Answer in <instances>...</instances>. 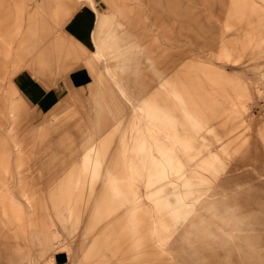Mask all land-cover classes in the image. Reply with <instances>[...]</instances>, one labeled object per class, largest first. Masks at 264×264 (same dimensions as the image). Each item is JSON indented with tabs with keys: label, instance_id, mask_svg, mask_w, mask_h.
I'll return each instance as SVG.
<instances>
[{
	"label": "rangeland",
	"instance_id": "obj_1",
	"mask_svg": "<svg viewBox=\"0 0 264 264\" xmlns=\"http://www.w3.org/2000/svg\"><path fill=\"white\" fill-rule=\"evenodd\" d=\"M3 5L0 264H264V0Z\"/></svg>",
	"mask_w": 264,
	"mask_h": 264
},
{
	"label": "crops",
	"instance_id": "obj_2",
	"mask_svg": "<svg viewBox=\"0 0 264 264\" xmlns=\"http://www.w3.org/2000/svg\"><path fill=\"white\" fill-rule=\"evenodd\" d=\"M4 1L5 0H0V2H2L1 3V7H0V21H1V23H3V22H5L6 20V18H5V13H6V8H5V6L3 5L4 4ZM146 59L148 58L147 57V55H145L144 56ZM143 85H145V86H147L148 85V83L146 82V84H144L143 83ZM144 87V86H143ZM122 88H123V90H124V95L126 96V100H125V102L123 101V97L120 95V94H118L119 96H118V98H117V102H115V105L114 106H116V108L118 109L120 106H119V104H120V101H121V103H122V101H123V107H124V105H125V107L130 111V113L128 114V116L126 115V114H124L125 113V111L122 109V111H124V118H122L121 119V122H123V123H128L129 121H131V119L135 116V113H136V105H135V103L131 100V98L129 97V95H127V91L130 89H128V87H127V89H126V87H125V85H122ZM121 99V100H120ZM121 115V114H120ZM119 115V116H120ZM119 118V117H118ZM118 118L117 119H114V120H112V121H110V122H106V123H104L103 124V126L101 127V130L99 131L98 130V136H101V135H103V133L104 132H106L107 130H109L110 128V126H113L117 121H118ZM155 118H160V117H158L156 114H151L150 116H149V120L150 121H153V120H155ZM174 128H175V126H174V124L172 125ZM42 127H45V126H43L42 125ZM176 129V128H175ZM43 131H45L44 129H43ZM118 133V130L116 129L115 130V133ZM98 136H96V137H98ZM201 152H202V150H196L195 151V153H192V154H190L191 156H192V160H196L197 158H199V156H200V154H201ZM72 153H74V151L72 152ZM74 155V154H73ZM79 156H80V159L82 160V161H84V163H86L87 161L86 160H88L89 158L88 157H86L85 155H84V152H83V150L80 152V154H79ZM74 158V156H71V158L69 159V161H71L72 162V159ZM74 166V165H73ZM84 166V165H83ZM71 168V167H70ZM60 171L62 170V169H59ZM58 170V171H59ZM58 171H56V173H55V175L54 176H56V174H58ZM159 181V180H158ZM158 181H153V183H149L148 181L146 182V183H142V185H144L145 186V189L147 190V189H151ZM139 184H140V182L139 181H137V182H135V185H137L136 187H139ZM146 184V185H145ZM102 185H104L105 186V184H102ZM101 187V186H100ZM101 188H103V186L101 187ZM100 188V189H101ZM120 189H118L117 191H115L113 194H111V195H107V193L105 194V196L103 197V202H104V207H103V209H107V211L109 212V216H111V214L112 213H114V212H117V211H119V210H121L122 209V207H124V206H126V205H129L132 201H134L136 198H137V196L138 195H140V193L139 192H134V190H132V194H130V192H128V190H125L124 189V187L123 186H121V187H119ZM105 190H106V188H105ZM81 221V220H80ZM90 222H88V224H89ZM87 224V228H88V225ZM65 226H67V229L68 230H70V228H71V226H70V223H66L65 224ZM111 229V225H107L106 226V228L104 229V232H106V231H108L109 232V230ZM67 230V231H68ZM157 239V241H158V243H162L161 241H160V239H158V238H156ZM155 239V240H156ZM189 243H190V240L187 238V239H182V243L181 244H183V245H186V246H184L185 247V251L188 249V247H187V245H189ZM152 245V244H151ZM151 245H150V242L147 240V243H144V246H146V247H148V248H150V250H151V252H150V250H149V254L148 255H146L147 256V258L145 259V261H144V263L145 264H159V263H161L162 262V258H160L159 256H158V252H159V250L156 248V247H154V245H152V249H151ZM164 259H166V258H164ZM167 260V259H166Z\"/></svg>",
	"mask_w": 264,
	"mask_h": 264
},
{
	"label": "bare ground",
	"instance_id": "obj_3",
	"mask_svg": "<svg viewBox=\"0 0 264 264\" xmlns=\"http://www.w3.org/2000/svg\"><path fill=\"white\" fill-rule=\"evenodd\" d=\"M114 82V84H115V81H113ZM118 90H120L119 88H118ZM42 259H44V263L43 264H62V263H58L59 261H56V259L54 258V256L52 255V256H46V257H42ZM41 259V260H42ZM40 260V261H41ZM64 264V263H63Z\"/></svg>",
	"mask_w": 264,
	"mask_h": 264
}]
</instances>
